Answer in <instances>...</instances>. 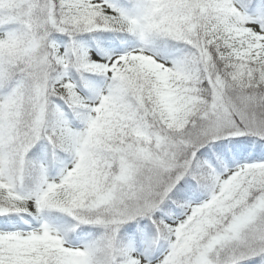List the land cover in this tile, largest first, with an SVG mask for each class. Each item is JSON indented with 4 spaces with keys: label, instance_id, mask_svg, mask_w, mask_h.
<instances>
[{
    "label": "snow or ice",
    "instance_id": "snow-or-ice-1",
    "mask_svg": "<svg viewBox=\"0 0 264 264\" xmlns=\"http://www.w3.org/2000/svg\"><path fill=\"white\" fill-rule=\"evenodd\" d=\"M0 264H264V0H0Z\"/></svg>",
    "mask_w": 264,
    "mask_h": 264
}]
</instances>
